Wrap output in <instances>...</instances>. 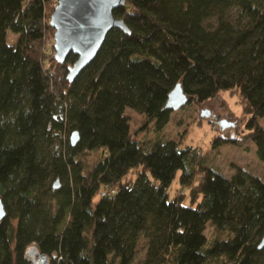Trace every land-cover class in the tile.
<instances>
[{
    "label": "trees",
    "instance_id": "trees-1",
    "mask_svg": "<svg viewBox=\"0 0 264 264\" xmlns=\"http://www.w3.org/2000/svg\"><path fill=\"white\" fill-rule=\"evenodd\" d=\"M56 4L0 0V264H30L31 244L49 264H136L144 248L139 264H264L263 178L134 135L167 124L178 82L189 101L230 90L244 128L214 146L253 141L264 160V0H127L113 12L131 32L112 28L73 81L78 54L54 55ZM128 108L143 115L135 132ZM179 170L188 192L171 195Z\"/></svg>",
    "mask_w": 264,
    "mask_h": 264
},
{
    "label": "rangeland",
    "instance_id": "rangeland-1",
    "mask_svg": "<svg viewBox=\"0 0 264 264\" xmlns=\"http://www.w3.org/2000/svg\"><path fill=\"white\" fill-rule=\"evenodd\" d=\"M18 38V32L8 31L7 40L9 43H16ZM208 110L211 111L210 116L204 114ZM127 112L131 117L132 131L135 132L142 124L143 115L131 108H128ZM223 118L233 121L234 124L223 128L219 124ZM244 120L245 116L239 93L222 90L215 97L202 101L193 98L180 108L172 110L171 117L164 127L158 128L155 124H152L150 128L134 135L147 147L153 141L159 139L178 140L182 146H195L203 154L204 164L213 165L228 176L232 175L237 167H242L247 172L257 174L264 179V160L258 157L255 142L249 141L243 146L225 142L214 146L217 136H233L243 129ZM261 120L264 123V116L261 117ZM53 148H63V142L58 139L53 144ZM98 155L99 151L91 150L85 154V159L92 165ZM180 173L181 171L179 170L169 187L171 195L178 192V189H180V192H188V187L182 186L180 183ZM214 231V226L209 223L206 228L207 235L212 237ZM25 256L32 262L26 251ZM144 256L145 248L137 253L134 262L139 264Z\"/></svg>",
    "mask_w": 264,
    "mask_h": 264
},
{
    "label": "water",
    "instance_id": "water-1",
    "mask_svg": "<svg viewBox=\"0 0 264 264\" xmlns=\"http://www.w3.org/2000/svg\"><path fill=\"white\" fill-rule=\"evenodd\" d=\"M126 2L127 0H57L50 19L55 28L54 55L63 62L70 52L78 54L75 62L69 67L68 78L71 81L95 58L112 28L119 27L128 33L131 32L124 19L113 12L116 7ZM188 101V94L181 82H178L169 92L166 107L172 110L178 109ZM204 114L210 116L211 111L208 110ZM219 124L226 128L234 123L223 118ZM79 139V131H73L70 136L71 144L75 145ZM58 186L56 180L55 187ZM5 214L4 203L0 198V219ZM258 247H264V234ZM41 254L46 256L44 253Z\"/></svg>",
    "mask_w": 264,
    "mask_h": 264
},
{
    "label": "bare ground",
    "instance_id": "bare-ground-1",
    "mask_svg": "<svg viewBox=\"0 0 264 264\" xmlns=\"http://www.w3.org/2000/svg\"><path fill=\"white\" fill-rule=\"evenodd\" d=\"M26 254L32 259L33 264H48L47 257L39 252L36 245L29 246Z\"/></svg>",
    "mask_w": 264,
    "mask_h": 264
},
{
    "label": "built area",
    "instance_id": "built-area-1",
    "mask_svg": "<svg viewBox=\"0 0 264 264\" xmlns=\"http://www.w3.org/2000/svg\"><path fill=\"white\" fill-rule=\"evenodd\" d=\"M114 191V190H113ZM30 264H33V262H31Z\"/></svg>",
    "mask_w": 264,
    "mask_h": 264
}]
</instances>
